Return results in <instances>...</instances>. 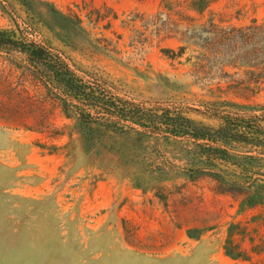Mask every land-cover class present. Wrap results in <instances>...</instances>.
<instances>
[{"label": "rangeland", "instance_id": "rangeland-1", "mask_svg": "<svg viewBox=\"0 0 264 264\" xmlns=\"http://www.w3.org/2000/svg\"><path fill=\"white\" fill-rule=\"evenodd\" d=\"M163 1L0 0V29L51 48L79 75L108 77L133 101L159 100L205 124L221 123L224 100L264 106V71L254 66L264 55L207 40L210 19L263 23L264 0H216L202 14L177 6L171 15ZM29 67L23 53L0 51V264L264 261L262 207L243 210L214 180L179 170L149 179L115 148L86 151L74 117ZM238 83L249 88L229 87ZM180 146L161 150L183 165ZM229 235L250 259L226 254Z\"/></svg>", "mask_w": 264, "mask_h": 264}, {"label": "trees", "instance_id": "trees-1", "mask_svg": "<svg viewBox=\"0 0 264 264\" xmlns=\"http://www.w3.org/2000/svg\"><path fill=\"white\" fill-rule=\"evenodd\" d=\"M215 1L164 0L163 8L169 15L177 6L202 14ZM49 6L55 14L68 17L54 5ZM176 12L193 20L181 9ZM208 26L207 40L240 42L243 47L252 46L256 55H264V22L254 19L245 26L219 27L210 19ZM9 49L26 56L31 73L46 89L47 97L66 117H74L86 151L118 149L127 160L141 163L149 179H164L171 170H179L190 179L209 178L215 181L218 192L232 195L241 209H264V106L224 100L227 108L219 113L221 123L212 126L159 100L133 101L108 77L98 73L79 75L51 48L0 29V51ZM254 66L262 75L264 64ZM229 87L238 91L249 88L243 83ZM173 141L181 143L183 165L169 160L161 150L163 143ZM224 248L234 259H250L249 252L231 235Z\"/></svg>", "mask_w": 264, "mask_h": 264}]
</instances>
